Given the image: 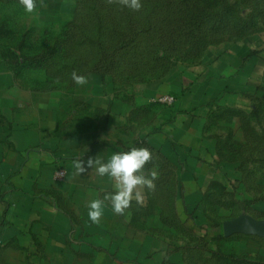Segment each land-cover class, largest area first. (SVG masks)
<instances>
[{"label": "rangeland", "instance_id": "374dc122", "mask_svg": "<svg viewBox=\"0 0 264 264\" xmlns=\"http://www.w3.org/2000/svg\"><path fill=\"white\" fill-rule=\"evenodd\" d=\"M36 3L27 13L19 0H0V48L20 53L26 82L41 85L44 119H68L78 92H98L99 80L107 101L125 105L118 119L135 117L128 109L143 85L156 115H165L138 141L153 153L145 171L158 166L155 190L145 188L144 203L133 201L116 227L126 248L138 237L125 228L148 230L153 248L76 254L43 246L0 251V264H264V238L217 235L242 215L264 220V0H141L139 11L107 0ZM73 71L88 83L77 85ZM177 96L188 99L186 117L202 123L181 132ZM195 212L209 229H195Z\"/></svg>", "mask_w": 264, "mask_h": 264}, {"label": "crops", "instance_id": "0c3cea01", "mask_svg": "<svg viewBox=\"0 0 264 264\" xmlns=\"http://www.w3.org/2000/svg\"><path fill=\"white\" fill-rule=\"evenodd\" d=\"M20 56L0 48V251L37 253L44 246L52 252L62 251L64 245L76 254H105L119 247L130 252L152 250L148 230L143 234L125 228L127 236L135 235L141 244L138 239H130V246H124V240L117 238L123 229L118 226L121 216L107 202L101 220L107 218L110 225L114 222V228L89 219V202L114 191L113 181L91 169L77 174L72 165L78 156L85 161L98 156L106 162L114 152L136 147L138 141L147 139L157 125L163 124L165 115H156L151 90L143 85L142 100L138 97L136 105L129 106L128 114L135 116L133 119H118L125 105L115 98L106 100L101 80L98 92L87 88L78 92L74 105L68 107V119H44L42 87L28 85ZM58 92L51 91L52 96ZM187 100L178 97L174 111L181 132L203 121L186 117ZM52 108L60 109L58 104ZM60 172L66 176L57 180Z\"/></svg>", "mask_w": 264, "mask_h": 264}, {"label": "clouds", "instance_id": "9594fccd", "mask_svg": "<svg viewBox=\"0 0 264 264\" xmlns=\"http://www.w3.org/2000/svg\"><path fill=\"white\" fill-rule=\"evenodd\" d=\"M42 2V0H41ZM27 13L36 10V0H19ZM107 3H118L133 11L142 8L141 0H107ZM72 80L77 85H86L88 78L73 71ZM153 163V153L147 147H133L128 151L114 152L105 162L98 156L89 157L87 161L76 157L72 165L77 174L91 169L100 177L107 176L113 181L114 191L107 192L102 199H94L88 204V217L93 223H99L104 211L105 202L111 205L112 211L120 216L125 215L132 202L142 205L145 200L144 189L155 190L158 178V166L145 171L146 165Z\"/></svg>", "mask_w": 264, "mask_h": 264}, {"label": "water", "instance_id": "95a60500", "mask_svg": "<svg viewBox=\"0 0 264 264\" xmlns=\"http://www.w3.org/2000/svg\"><path fill=\"white\" fill-rule=\"evenodd\" d=\"M223 234L226 238L238 235L264 238V220L250 215H242L223 223Z\"/></svg>", "mask_w": 264, "mask_h": 264}, {"label": "trees", "instance_id": "16d2710c", "mask_svg": "<svg viewBox=\"0 0 264 264\" xmlns=\"http://www.w3.org/2000/svg\"><path fill=\"white\" fill-rule=\"evenodd\" d=\"M19 58L21 59V57H19ZM21 67L26 68L25 63L22 62V60H21ZM97 73L100 74V75H103V76H106L107 75L106 73H103L100 70H98ZM177 98H178V96H177ZM138 145H140V144L138 143L137 144V147H138ZM192 220L194 221V225L196 227L195 229H197V230H198V228H200L201 230H206V229H209L210 226H211L208 223V220L204 216H202L199 212H195L193 214ZM217 235L219 237H222L224 235L223 234V224L222 225H219Z\"/></svg>", "mask_w": 264, "mask_h": 264}, {"label": "built area", "instance_id": "2783aa9c", "mask_svg": "<svg viewBox=\"0 0 264 264\" xmlns=\"http://www.w3.org/2000/svg\"><path fill=\"white\" fill-rule=\"evenodd\" d=\"M160 102L166 103V104H173V102H175V99H174V97H163L160 99ZM65 176H66L65 172H60L57 174L56 179L62 180L65 178Z\"/></svg>", "mask_w": 264, "mask_h": 264}]
</instances>
